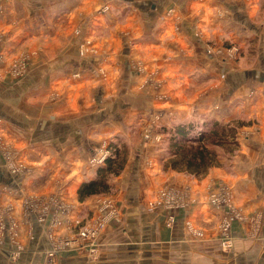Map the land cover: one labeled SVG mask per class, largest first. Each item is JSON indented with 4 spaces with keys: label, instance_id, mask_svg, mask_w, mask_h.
<instances>
[{
    "label": "crops",
    "instance_id": "1",
    "mask_svg": "<svg viewBox=\"0 0 264 264\" xmlns=\"http://www.w3.org/2000/svg\"><path fill=\"white\" fill-rule=\"evenodd\" d=\"M96 2L0 0V264H41L57 239L92 219L104 221L96 252L62 250L56 264H264V5ZM192 3L194 18L178 25L182 39L167 30V17L178 8L182 20ZM181 47L191 58L182 52L167 75L192 72V87L183 98L162 95L149 77L160 52ZM248 49L256 51L250 61ZM15 62L25 65L19 74ZM164 100L174 107L154 106ZM236 101L258 129L240 139L230 167L200 178L165 171L139 141L110 181L114 192L78 201L79 185L95 175L90 159L104 142L129 139L132 124L148 116L162 126L229 121ZM220 186L241 216L229 248L220 230L228 209L208 200ZM165 189L171 198L162 199Z\"/></svg>",
    "mask_w": 264,
    "mask_h": 264
},
{
    "label": "trees",
    "instance_id": "2",
    "mask_svg": "<svg viewBox=\"0 0 264 264\" xmlns=\"http://www.w3.org/2000/svg\"><path fill=\"white\" fill-rule=\"evenodd\" d=\"M242 126L243 121L232 119L225 123L208 117L201 122L189 120L163 127L168 147L162 169L200 178L212 168L230 167L239 149L237 136ZM107 150L109 153L104 163L96 167L94 177L79 185V202L114 192L110 181L122 172L130 153L128 145L118 136L109 141Z\"/></svg>",
    "mask_w": 264,
    "mask_h": 264
},
{
    "label": "built area",
    "instance_id": "3",
    "mask_svg": "<svg viewBox=\"0 0 264 264\" xmlns=\"http://www.w3.org/2000/svg\"><path fill=\"white\" fill-rule=\"evenodd\" d=\"M106 8V7H105ZM14 66H19L18 64H13ZM20 70L21 67H20ZM15 70L14 73L19 74L21 71ZM108 155L106 150H103V148H99L97 153L92 157L91 163H93L96 166H99L104 163L105 157ZM227 186H220L219 190L217 192H212L209 194V203L216 209H220L221 207H227V212L223 216L220 224V230H221V243L224 247L229 248L231 246V237H230V228H231V222L234 221V219L241 218L240 211L233 205V202L231 201V195L230 191ZM160 195L163 198H169L170 195H172V192L169 189H165L160 192ZM171 198V197H170ZM150 206H155L157 204H160V200L150 202ZM103 207H106L108 210H110L111 214L116 213L114 208L112 207L110 201L105 200L103 201ZM93 220V219H92ZM84 224L82 227L78 228L76 232L73 234L60 237L56 240V243L44 254L43 261L41 264H56L58 253L62 250H69L72 248H75L77 246L79 247H88L89 251L92 253L96 252V246H97V234L100 228L103 227L104 221H100L98 219H94L93 221Z\"/></svg>",
    "mask_w": 264,
    "mask_h": 264
},
{
    "label": "clouds",
    "instance_id": "4",
    "mask_svg": "<svg viewBox=\"0 0 264 264\" xmlns=\"http://www.w3.org/2000/svg\"><path fill=\"white\" fill-rule=\"evenodd\" d=\"M86 3H90L92 5L97 4L96 0H85ZM198 3V2H196ZM196 3H192L190 5L189 15L183 16V19H178V16L180 14L178 8H175L173 12H170L167 17V30H170L174 33H176L177 36H180L182 39H187V37H184L181 35L178 31V25H180L185 20H190L194 18V15L191 11V9L194 7ZM245 3L249 6V8L252 5H264V0H245ZM222 7V6H221ZM98 11V9H96ZM225 12H227V9H225ZM250 14V13H249ZM251 16V14H250ZM99 19V18H97ZM176 43H179V41H176ZM157 48L164 47L162 44H157ZM189 48L193 47V45H188ZM186 53L187 48L181 47L174 51H163L159 53L156 68L153 74L150 75V79L154 81L155 84L161 85L163 92L162 95L175 97V98H183L185 96V92L192 87L191 83V77L192 72H188L187 74L183 72H176L175 76H169L167 73L170 71L171 68L167 67L169 63L174 59L180 56L181 53ZM186 55V54H185ZM186 57H189L186 55ZM191 58V57H189ZM159 73V74H157ZM178 85V86H177ZM198 99V96L192 95L190 98L187 99L186 104L181 106L182 110H187L189 105H192L196 102ZM158 108H172L174 105L170 102V100H164L163 103L154 105ZM255 127V126H254ZM261 132L264 133V121L261 122L260 125ZM5 135L2 131H0V136Z\"/></svg>",
    "mask_w": 264,
    "mask_h": 264
},
{
    "label": "rangeland",
    "instance_id": "5",
    "mask_svg": "<svg viewBox=\"0 0 264 264\" xmlns=\"http://www.w3.org/2000/svg\"><path fill=\"white\" fill-rule=\"evenodd\" d=\"M84 51H86V50H84ZM237 51H238V49H236L235 53H233V54L237 55L239 53ZM247 52H248L247 54L249 55V57L247 58V61H250L251 60L250 56H255L256 51L254 52L253 50L248 49ZM15 63H12V64H15ZM19 64H20L21 69L23 70L25 68V65H23L22 63H19ZM20 67L12 65L10 67L11 72L14 73L15 70H20ZM14 74H17V73H14ZM241 103L242 102L236 101L230 107V108H232V111L235 112L234 113L235 117L233 118V120H238L240 123H241V121H243L245 124V126H242L239 129L238 136H237L238 142L240 141V139L242 141L244 139V137H246L247 135H250L251 133H254L258 129L257 125H255L254 121L251 118H248L249 117L248 116V110L244 111V109L246 108V104H241ZM247 105H249V104H247ZM247 109H248V106H247ZM148 117L141 119L140 120L141 123L139 122L140 124H132L131 125L132 130L130 131V134L128 136L129 139H127V138L123 139V137H121V138L128 145L129 153L133 147L137 146L139 141L141 143H144L145 145H147V147H146L147 151L146 152L148 154H146V155H149V157L152 155H156V159L158 158V161L160 162L161 166H163V161L166 158L165 153H166V148L168 147V141L166 138L167 137L166 134H164L161 129L163 127H167L168 125L162 126V125L154 123V122L152 124H150L151 118H150V116H148ZM214 119H216V118H214ZM148 120H149V122H147ZM201 120H202V118H195V119H191L190 121L201 122ZM187 121H189V120H187ZM223 122L226 123V121H223ZM173 123H177V122H172L171 124H173ZM112 140L115 141V138ZM108 143H109V140L107 142H104L101 146L103 148V150L107 151V153H109L107 150ZM239 148H240V145H239ZM130 154H128V156ZM90 162H91V159H90Z\"/></svg>",
    "mask_w": 264,
    "mask_h": 264
}]
</instances>
